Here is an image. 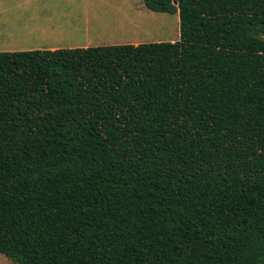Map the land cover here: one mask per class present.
Masks as SVG:
<instances>
[{
	"label": "trees",
	"instance_id": "1",
	"mask_svg": "<svg viewBox=\"0 0 264 264\" xmlns=\"http://www.w3.org/2000/svg\"><path fill=\"white\" fill-rule=\"evenodd\" d=\"M179 40L0 51V254L264 264V0H143Z\"/></svg>",
	"mask_w": 264,
	"mask_h": 264
},
{
	"label": "rangeland",
	"instance_id": "2",
	"mask_svg": "<svg viewBox=\"0 0 264 264\" xmlns=\"http://www.w3.org/2000/svg\"><path fill=\"white\" fill-rule=\"evenodd\" d=\"M24 1L0 0V51L179 40L178 15L151 12L143 0ZM0 264L14 263L0 254Z\"/></svg>",
	"mask_w": 264,
	"mask_h": 264
},
{
	"label": "crops",
	"instance_id": "3",
	"mask_svg": "<svg viewBox=\"0 0 264 264\" xmlns=\"http://www.w3.org/2000/svg\"><path fill=\"white\" fill-rule=\"evenodd\" d=\"M25 3L29 2V0H26L24 1ZM68 32L70 34H74L75 33V30L73 29H70L68 30ZM71 47L70 48H86V47H78L76 45H70ZM61 48H64V47H61V45L59 43L55 44V45H48V46H43V47H39L37 49H31V50H43V49H61ZM70 48H67V49H70Z\"/></svg>",
	"mask_w": 264,
	"mask_h": 264
}]
</instances>
